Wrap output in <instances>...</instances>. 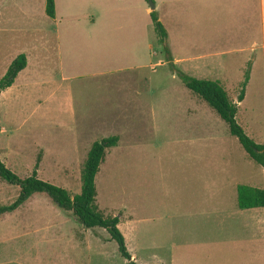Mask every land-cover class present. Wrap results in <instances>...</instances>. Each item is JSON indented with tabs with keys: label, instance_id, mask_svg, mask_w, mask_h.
<instances>
[{
	"label": "rangeland",
	"instance_id": "374dc122",
	"mask_svg": "<svg viewBox=\"0 0 264 264\" xmlns=\"http://www.w3.org/2000/svg\"><path fill=\"white\" fill-rule=\"evenodd\" d=\"M58 2L54 20L46 14V0H0V81L31 48L26 34L59 35L62 74L71 80L62 90H71L76 111L70 117L58 109L51 117L42 114L30 121L25 115L42 104L17 100L7 109L9 104L1 100L2 161L21 179L37 168L39 179L75 197L81 193L82 171L93 144L117 136L121 146L107 151L96 177L97 203L106 217L120 218L119 228L136 264L157 258L177 264H264L257 253L249 255L239 248L241 240L246 244L248 236L255 235L257 228L250 221L256 218L254 211L264 209L240 210L237 193L240 185L263 189L264 168L173 72L152 19L146 16L152 10L150 2L106 0L104 9L101 3L97 11L105 21L111 19L103 28L98 24L101 38L93 33L91 20L71 18L91 15V5ZM135 6L142 9L140 25L132 19ZM136 26L143 34L142 45L140 37L137 42L129 39ZM173 38L167 40L168 47ZM225 60L231 72H208L192 65L191 74L189 65L173 63L191 77L220 81L239 105V124L256 143L264 144V82L256 76L239 102L242 83L251 76V58L239 70V57ZM121 68L126 72L106 76ZM19 195V187L0 179V207L13 205ZM0 264L127 261L104 229L84 228L72 212L36 194L0 217Z\"/></svg>",
	"mask_w": 264,
	"mask_h": 264
},
{
	"label": "crops",
	"instance_id": "0c3cea01",
	"mask_svg": "<svg viewBox=\"0 0 264 264\" xmlns=\"http://www.w3.org/2000/svg\"><path fill=\"white\" fill-rule=\"evenodd\" d=\"M98 1L100 4H98ZM105 1L65 0L71 7H77L85 2H87L86 5H91L94 10L91 15H72L71 18L76 21L91 20L92 25L96 28L93 27V33L98 38L102 36L101 29H97L98 24H101L103 28L111 20L105 21V18L102 19L101 12L97 11L101 8V3H103V9L105 8ZM154 1L159 19L168 33V39H171L172 35L174 37V44L169 48L175 65H189L190 68L187 70L191 74L192 65L204 66V70L208 72L228 73L232 71V65L229 66V62H226L225 57H239L240 60L237 61V65L240 64L241 66L238 67V70L251 58L252 69L248 85L255 81L256 76H260L259 80L264 82V0ZM197 4L199 6H196ZM31 5L33 6V4ZM125 10L128 9L125 8ZM132 11L134 13L132 17L134 24L140 25L142 9L135 6ZM151 12L152 10H147L146 16L150 15L151 18ZM58 14L59 2L56 0V19ZM135 33L134 36L129 34L130 41L137 42L140 37L141 43L143 34L138 26L135 28ZM26 35L25 38L31 40V43H29L31 48L26 51L27 67L19 74L15 84L0 95V101L4 100L5 103L9 104L7 109L13 105L15 106L17 100H33L35 105L37 103L42 104L40 108L34 106L25 115L24 118L30 121L40 118L42 114H45L46 118L51 117L58 109L65 110L67 115L73 117L76 111L71 90H62L63 83L71 80L62 74L63 54L59 35L51 38L38 31H30ZM176 52L179 55L178 57L173 55ZM183 69L186 71V68ZM125 72L121 68L108 73L106 76ZM21 74L25 77L23 83L18 85L20 76H23ZM60 92L63 95L62 98L58 96ZM2 130L5 132L6 128L2 127ZM75 136L78 138L76 145H79L80 135L76 134ZM118 146H121V143ZM117 147L115 148L117 149ZM257 209L264 208L254 210ZM254 212L256 218L250 219V221L253 224L255 223L257 228L255 235L248 236L246 244L242 243L241 240L239 248L246 254L249 252V255L257 253L264 261V210ZM157 259L147 261L144 264H177L176 260ZM181 261L183 262V258H181Z\"/></svg>",
	"mask_w": 264,
	"mask_h": 264
},
{
	"label": "trees",
	"instance_id": "16d2710c",
	"mask_svg": "<svg viewBox=\"0 0 264 264\" xmlns=\"http://www.w3.org/2000/svg\"><path fill=\"white\" fill-rule=\"evenodd\" d=\"M153 2L154 0H147ZM46 14L50 19H56V0H46ZM151 19L165 46L167 61L172 65L173 72L178 74L183 85L192 94L205 101L212 110L228 125L230 134L237 138L248 154L249 158L257 165L264 168V144L256 143L248 136L244 128L239 124V105L234 103L225 86L220 81L197 79L188 74L177 71L173 63V57L167 45L168 33L159 19L156 10L151 12ZM27 67V56L20 55L9 67L5 76L0 81V95L10 89L16 82L19 74ZM250 81L249 74L242 83L239 102H243ZM119 137L114 136L95 142L88 153L84 169L82 171V190L75 197L63 188L45 182L38 177L37 168L33 175L21 179L12 172L2 161L0 156V179L6 183L20 188L17 201L11 206L0 207V217L12 213L36 194L47 195L60 209L72 212L75 219L86 229H104L118 245L119 252L127 261V264H136L128 249L126 238L120 230L119 217H106L98 203V191L96 177L100 173L105 161L107 151L118 146ZM40 161V159H39ZM38 167V165H37ZM238 207L241 210L264 208V189H258L246 185L238 186Z\"/></svg>",
	"mask_w": 264,
	"mask_h": 264
},
{
	"label": "water",
	"instance_id": "95a60500",
	"mask_svg": "<svg viewBox=\"0 0 264 264\" xmlns=\"http://www.w3.org/2000/svg\"><path fill=\"white\" fill-rule=\"evenodd\" d=\"M150 5H151L152 11L156 10V6L154 5V3L152 1L150 2Z\"/></svg>",
	"mask_w": 264,
	"mask_h": 264
}]
</instances>
